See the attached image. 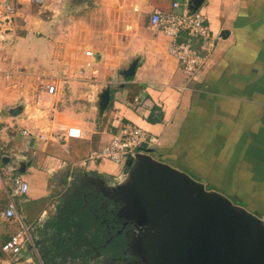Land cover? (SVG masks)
Instances as JSON below:
<instances>
[{
    "label": "crops",
    "instance_id": "obj_1",
    "mask_svg": "<svg viewBox=\"0 0 264 264\" xmlns=\"http://www.w3.org/2000/svg\"><path fill=\"white\" fill-rule=\"evenodd\" d=\"M196 1L0 0V71L18 72L12 82L0 76V264H45L44 238L67 199L92 187L87 176L123 170L106 158L80 162L126 123L156 138V158L222 183L264 219V0ZM156 10L206 17L212 39L197 47L205 61L193 77L169 52L171 38L151 26ZM51 83L55 93L44 89ZM72 126L83 137L68 136ZM17 177L30 187L15 197L19 217L7 220ZM22 223L34 242L6 253Z\"/></svg>",
    "mask_w": 264,
    "mask_h": 264
},
{
    "label": "water",
    "instance_id": "obj_2",
    "mask_svg": "<svg viewBox=\"0 0 264 264\" xmlns=\"http://www.w3.org/2000/svg\"><path fill=\"white\" fill-rule=\"evenodd\" d=\"M135 68L133 63L125 77ZM110 99L107 87L100 94L99 118ZM153 152L135 153L122 176L109 183L87 176L88 185L120 205L123 228L134 225L127 250L138 264H264V219Z\"/></svg>",
    "mask_w": 264,
    "mask_h": 264
},
{
    "label": "built area",
    "instance_id": "obj_3",
    "mask_svg": "<svg viewBox=\"0 0 264 264\" xmlns=\"http://www.w3.org/2000/svg\"><path fill=\"white\" fill-rule=\"evenodd\" d=\"M33 3H42L44 0H31ZM174 8L179 6L174 3ZM151 26L160 28L171 38L169 52L182 64L183 71L188 78L193 77L205 61V56L197 47H203V43L211 41L212 32L207 23L206 17L198 11L179 12L156 10L151 17ZM188 37L181 39L182 34ZM91 55V51H87ZM44 89L48 93L56 92V85L46 84ZM70 137L81 138L84 135L82 128L72 126L67 130ZM156 138L133 123H126L118 133L111 139L110 143L98 150H92L81 162L86 166L91 161L110 159L118 164H125L135 153L145 148H151ZM29 183L17 177L14 186L9 193V203L2 213L4 219L18 218L19 213L15 202L16 196L25 195L29 190ZM33 243L28 226L22 223V227L15 234L11 235L2 246L3 251L12 255H18L26 243Z\"/></svg>",
    "mask_w": 264,
    "mask_h": 264
},
{
    "label": "trees",
    "instance_id": "obj_4",
    "mask_svg": "<svg viewBox=\"0 0 264 264\" xmlns=\"http://www.w3.org/2000/svg\"><path fill=\"white\" fill-rule=\"evenodd\" d=\"M85 189L67 199L53 222L51 236L44 238L41 252L45 264H64L65 258L75 261L83 257L100 262L101 256L126 255L131 226L123 228L112 200L93 187Z\"/></svg>",
    "mask_w": 264,
    "mask_h": 264
},
{
    "label": "rangeland",
    "instance_id": "obj_5",
    "mask_svg": "<svg viewBox=\"0 0 264 264\" xmlns=\"http://www.w3.org/2000/svg\"><path fill=\"white\" fill-rule=\"evenodd\" d=\"M49 11V10H48ZM80 12V11H79ZM49 14H50V12H48ZM80 14V13H79ZM0 61L1 62H5V59H3L2 57L0 58ZM9 65V64H8ZM11 65V64H10ZM9 67H11V69H12V66H6V70L7 69H10ZM15 72H17V71H14V73ZM14 73H11L12 75L10 76V77H7L9 74H7L6 75V73L5 72H1L0 71V76H1V78H3V77H5L6 78V80H10V82H12V79H14V77H15V75H17L18 74V72L16 73V74H14ZM7 83V82H6ZM111 161V160H110ZM112 162H114V161H112ZM165 162V161H164ZM114 163H116V162H114ZM167 163V162H166ZM169 164V163H168ZM116 165H117V168L118 169H124V168H126V165L125 164H118V163H116ZM171 165V164H170ZM173 166V165H172ZM175 167V166H174ZM176 168H178V169H180L179 167H176ZM182 170V169H181ZM187 172V171H186ZM119 173V172H118ZM121 173H122V171H121ZM119 174V175H101V177H103L105 180H106V182H110V181H114V179H115V177H121L122 176V174ZM189 173V172H188ZM190 174V173H189ZM190 175H192V174H190ZM194 178H196L197 179V177L195 176V175H192ZM197 180H199V179H197ZM200 181V180H199ZM201 182H203L205 185H206V188H208V189H213V190H216V191H218V192H220V193H222V194H224V195H226L227 197H229L234 203H236V204H240V205H242L243 207H245L246 209H248L247 208V206L246 205H243V203H241V202H244L243 201V199H241V198H237V197H231V195H229L228 193H227V191H226V189L224 188V187H219V185H222V183H219V182H217V181H209V182H204V181H201ZM13 186H14V184H13ZM90 186V185H89ZM220 188V189H219ZM249 210V209H248ZM250 211V210H249ZM252 212V211H251ZM256 214V213H255ZM120 222V221H119ZM33 234V233H32ZM128 235H129V237L131 238L132 237V235H133V231H132V229L131 230H129V232H128ZM30 236H31V239H32V241L34 242V237L31 235V232H30ZM100 259H102V260H100ZM99 260H100V262H98V260H93L92 258L91 259H88L87 257H83V258H78V259H76L75 261H73V260H70V262H69V264H115V262H118V260H116V259H113V258H111V259H109V258H105V257H103V256H101V257H99ZM85 261H88L87 263H84ZM116 264H134V263H127V262H125L124 260L121 262V263H116ZM137 264H138V262H137Z\"/></svg>",
    "mask_w": 264,
    "mask_h": 264
},
{
    "label": "flooded vegetation",
    "instance_id": "obj_6",
    "mask_svg": "<svg viewBox=\"0 0 264 264\" xmlns=\"http://www.w3.org/2000/svg\"><path fill=\"white\" fill-rule=\"evenodd\" d=\"M119 206H120L119 204H115V209H116L115 210V213H116V215H117V211H118ZM119 221L124 224V221L122 219L121 220L119 219ZM128 225L131 226V229L133 231L134 230V225L132 223H129V222L127 223L126 226H128ZM113 259L118 260L119 263H121L123 260L125 262H127V263H134V264H137V262H138L137 261V258L129 250L126 251V255H124V256H117V257H114ZM118 262H115V264L118 263Z\"/></svg>",
    "mask_w": 264,
    "mask_h": 264
}]
</instances>
